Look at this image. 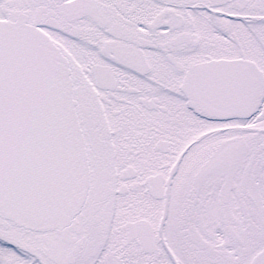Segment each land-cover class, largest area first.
<instances>
[{
    "label": "snow or ice",
    "instance_id": "1",
    "mask_svg": "<svg viewBox=\"0 0 264 264\" xmlns=\"http://www.w3.org/2000/svg\"><path fill=\"white\" fill-rule=\"evenodd\" d=\"M0 264H264V0H0Z\"/></svg>",
    "mask_w": 264,
    "mask_h": 264
}]
</instances>
